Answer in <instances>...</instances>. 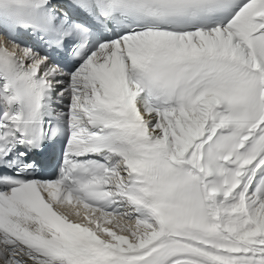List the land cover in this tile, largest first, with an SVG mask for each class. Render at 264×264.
<instances>
[{
    "label": "snow or ice",
    "instance_id": "snow-or-ice-1",
    "mask_svg": "<svg viewBox=\"0 0 264 264\" xmlns=\"http://www.w3.org/2000/svg\"><path fill=\"white\" fill-rule=\"evenodd\" d=\"M0 40V264H264V0H0Z\"/></svg>",
    "mask_w": 264,
    "mask_h": 264
},
{
    "label": "rangeland",
    "instance_id": "rangeland-1",
    "mask_svg": "<svg viewBox=\"0 0 264 264\" xmlns=\"http://www.w3.org/2000/svg\"><path fill=\"white\" fill-rule=\"evenodd\" d=\"M132 225H134V224H132Z\"/></svg>",
    "mask_w": 264,
    "mask_h": 264
}]
</instances>
